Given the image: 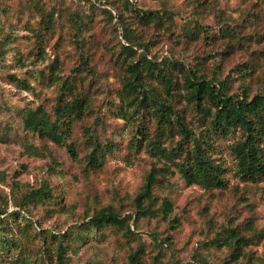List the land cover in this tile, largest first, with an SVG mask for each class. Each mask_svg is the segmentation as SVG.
I'll return each mask as SVG.
<instances>
[{
    "label": "rangeland",
    "instance_id": "1",
    "mask_svg": "<svg viewBox=\"0 0 264 264\" xmlns=\"http://www.w3.org/2000/svg\"><path fill=\"white\" fill-rule=\"evenodd\" d=\"M89 2L37 0L45 10L56 11L55 28L40 42L38 34L44 29L33 0H0V220L4 230L20 241L22 252L35 264H55L59 240L66 264H191L199 258L210 264H264V180L252 183L237 175L231 139L219 140L216 150L218 161L227 168L224 188L186 185L177 172L164 179L155 174L152 198L138 199L147 173L162 162L149 155L141 139L136 146V129L144 126L153 133L155 124L149 113L141 121L126 120L116 110L129 62L142 54L162 60L165 66L179 61L207 78L216 70L227 78L231 93L247 87L252 96L264 79V0H216V8L203 19L206 33L180 38L185 0ZM163 5L169 11L180 8V14L173 21L163 18L152 24L136 16L135 8L160 10ZM78 13L86 14V19L79 21ZM117 20L134 31V52L127 56L123 47L128 42ZM227 26L232 33L225 30ZM85 57L87 68L81 70ZM250 69L252 76L245 77ZM172 73L177 89L171 103L183 112L188 107L179 93L180 76L177 69ZM12 76L24 79L30 88L12 81ZM63 80L73 81L78 92L92 98L91 108L74 122L69 138L77 157L26 130L20 117L22 110L38 105L51 112ZM151 80L162 92L161 85ZM85 127L93 129L101 142L114 144L92 169L84 166L89 149ZM44 181L55 198L29 201L27 209L19 208L20 194ZM163 200L172 203L168 217L160 211ZM105 206H111L122 223L94 229L87 222ZM253 226L259 234L253 235ZM231 231L252 241L236 260L221 240ZM16 254L3 252L0 264H10Z\"/></svg>",
    "mask_w": 264,
    "mask_h": 264
},
{
    "label": "trees",
    "instance_id": "2",
    "mask_svg": "<svg viewBox=\"0 0 264 264\" xmlns=\"http://www.w3.org/2000/svg\"><path fill=\"white\" fill-rule=\"evenodd\" d=\"M82 1L90 3L89 0ZM95 1L104 5L109 0ZM215 1L185 0V7L182 8V11L186 12L185 24L178 30V38L180 35L195 36L206 33L207 27L203 24V19L216 8ZM36 2L37 0H33V6L44 29L43 34H38L41 42L56 26V11L53 8L45 10ZM135 11L140 21L151 24L159 23L163 18L173 21V17L180 14V8L169 11L165 5L160 10L135 8ZM85 15L83 17L78 13L75 17L82 22L86 19L87 15ZM119 25H122L123 39L128 42L123 47L127 56L134 52L132 46L134 31L129 25L117 20V26ZM225 30L233 32L230 26ZM79 66L81 70L87 68V57L81 60ZM172 69L178 70L179 93L182 94L184 105L188 107V110L183 112L171 103L177 89V80ZM128 71V78L123 84L124 95L119 98L116 110L126 120L134 117L141 121L143 117L145 118V113L150 114L148 118L153 119L155 130L151 133L150 129L144 126L137 127L136 146L141 139L149 155L162 162L161 167H152L147 173L145 184L136 198H152V183L157 179L155 174H162L161 178L164 179L171 173L177 172L186 185L198 184L206 190L224 188L226 186L224 174L227 168L216 157L218 141L222 139H231L229 149L235 160L236 173L240 178L252 183L264 180V79L258 91L252 96L249 95L250 89L247 87L242 88L240 93L238 90L231 93L227 78L222 79L217 75L216 70H213V75L207 78L204 74L192 72L179 61L169 62L165 66L162 60H150L146 54H142L136 61L129 62ZM251 72L253 70L250 69L245 77H251ZM54 74L56 80L60 79L56 71ZM150 79L161 85L162 92L151 84ZM11 80L30 88L22 78L12 76ZM77 88V84L73 81L63 80L51 112L43 105L20 112L26 130L39 138L66 147L73 157L78 156L75 145L72 141L69 142L74 122L79 120L92 105V98L88 94L78 92ZM83 135L89 148L84 155V166L89 169L98 167L104 153L111 151L114 144L101 142L95 131L88 127L84 128ZM54 198L55 194L47 181H44L39 187L21 193L17 206L27 209L29 201H51ZM172 210L171 201L163 200L160 206L162 217H168ZM121 223L120 217L111 206L100 208L87 222L94 229ZM252 231L253 235L259 234L254 226ZM221 240L231 247L234 260L242 256L243 247L252 242L235 231L227 233ZM12 250L17 251V254L10 264H35L22 252L20 241L4 230L0 220V254ZM55 264H66L61 240L58 241L55 251ZM191 264L210 263L206 259L199 258L197 262Z\"/></svg>",
    "mask_w": 264,
    "mask_h": 264
}]
</instances>
